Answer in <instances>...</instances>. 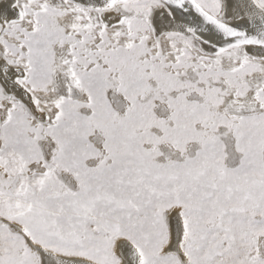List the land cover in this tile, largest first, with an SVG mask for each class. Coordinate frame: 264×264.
I'll list each match as a JSON object with an SVG mask.
<instances>
[{
    "label": "snow or ice",
    "instance_id": "6c2138e0",
    "mask_svg": "<svg viewBox=\"0 0 264 264\" xmlns=\"http://www.w3.org/2000/svg\"><path fill=\"white\" fill-rule=\"evenodd\" d=\"M0 264H264V0H0Z\"/></svg>",
    "mask_w": 264,
    "mask_h": 264
}]
</instances>
